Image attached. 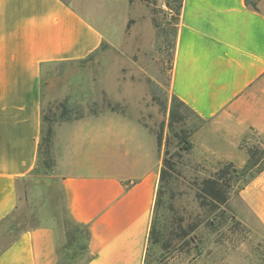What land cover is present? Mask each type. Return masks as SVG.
Returning a JSON list of instances; mask_svg holds the SVG:
<instances>
[{
	"label": "crops",
	"instance_id": "obj_1",
	"mask_svg": "<svg viewBox=\"0 0 264 264\" xmlns=\"http://www.w3.org/2000/svg\"><path fill=\"white\" fill-rule=\"evenodd\" d=\"M121 1L0 0V222L26 190L44 189L35 172L45 106L78 100L45 79L49 68L94 55L109 41L105 17L117 20ZM79 75L88 74L78 69L66 76ZM169 88L201 122L191 158L244 168L243 142L250 134L264 139V0L259 11L245 0H183ZM54 132L46 187L61 190L64 216L47 206L37 225L0 251V264H147L163 163L157 134L110 109L56 123ZM239 198L264 226V169ZM66 219L87 228L86 248L65 247Z\"/></svg>",
	"mask_w": 264,
	"mask_h": 264
},
{
	"label": "rangeland",
	"instance_id": "obj_2",
	"mask_svg": "<svg viewBox=\"0 0 264 264\" xmlns=\"http://www.w3.org/2000/svg\"><path fill=\"white\" fill-rule=\"evenodd\" d=\"M251 1L258 2L259 7L261 0ZM124 2L119 4V14L115 11V18L118 14L116 22L111 23V14L105 17L103 28L110 42L103 43L94 55L76 66L59 64L49 68L50 76L45 79L58 82L60 88L72 90L78 99L72 103L81 105L82 116L109 109V105H119L120 111L139 119L154 133L162 134L163 154L166 150L174 153L178 141L169 128V110H163L161 103L170 99L169 80L179 15L171 10L169 0ZM70 69H83L88 75L86 78L80 75L79 79L74 76L68 78L66 75L71 74ZM122 73L124 75L118 77ZM86 79L87 82L81 84ZM65 100L70 101L69 98L49 101L44 114H58V105ZM200 124L190 112L185 124L174 126V132L182 131V134L189 136L190 131ZM253 146L263 149L264 139L250 134L242 147L246 151ZM225 151L234 154L237 161L244 159L242 153L235 154L229 148ZM226 163H215L211 159L198 163L189 154H184V161L177 168L180 175L173 176L155 210L153 219L157 228L163 231V241L150 245L147 264H264V226L239 198L240 189L260 166L242 172L243 168L235 164L238 173L230 168V172L237 177L229 189V201L225 206L216 203L201 206L196 198L200 182L215 175ZM263 163L264 159L261 165ZM35 175L41 179L38 184L43 183L44 189L30 188L29 195L26 190L17 208L0 222V251L22 231L37 225L39 214L45 213L47 206L52 213L64 216L61 190L46 187L49 170L39 164ZM181 218L183 228L193 225L195 231L179 239L182 235L178 229ZM65 225L71 234L70 244L77 251L83 249L86 229L68 219ZM163 243L168 245V249L163 248Z\"/></svg>",
	"mask_w": 264,
	"mask_h": 264
},
{
	"label": "trees",
	"instance_id": "obj_3",
	"mask_svg": "<svg viewBox=\"0 0 264 264\" xmlns=\"http://www.w3.org/2000/svg\"><path fill=\"white\" fill-rule=\"evenodd\" d=\"M246 4L250 6L255 11H259L258 2H253L251 0H245ZM169 6L171 10L177 11L180 15L183 0H169ZM130 25V24H129ZM128 25V27H129ZM177 36V26L175 27V40ZM175 49V45H174ZM161 108L165 111L169 110V128L170 131L174 133L175 138L177 139V150L174 153H171L169 150H166L163 154V163L160 171V180L159 187L157 190L156 201H155V210L158 208L160 203V198L164 190L168 187L170 181L174 175H180L178 167L184 161V154H190L193 148V141L191 139L196 129L190 131L189 136L182 134V131L174 132V126L177 124H185L188 118V114L192 110L179 99L176 95L170 93V99H166L165 102L161 103ZM80 109H82L79 103H72L68 100L61 102L58 105V114L55 112H49L48 114H43V130L41 134V139L39 142V164L44 168L50 171L54 164L53 157V140H54V125L63 121H72L79 119L82 116ZM109 109L112 111L120 112V106L109 105ZM123 112V111H121ZM193 113V112H192ZM158 145L161 147L162 144V134H157ZM248 155V162L246 166L242 169V172H248L249 170L254 169L257 166H260L256 173L264 169V163L261 165V161L264 159V148L260 149L256 146L249 147L246 150ZM234 169L235 173H238L237 168L233 162H228L222 168H220L215 175L203 179L197 187L196 198L200 201L201 206H209L212 203H216L221 206H225L229 201V189L232 187L233 181L236 179V175L230 172V168ZM255 173V174H256ZM254 176V175H253ZM153 214V218H154ZM182 218L179 220L178 229L182 231V235L179 236V239L187 237L193 231L195 227L190 225L188 228H183L181 224ZM79 227V226H78ZM86 229L85 243L83 249L86 248V241L88 238V230ZM180 235V234H179ZM182 237V238H181ZM163 231L157 228V223L155 219H152L150 237H149V246L159 244L163 241ZM71 234L69 233L68 243L65 246L66 248L75 247L70 244ZM163 248L168 249V245L163 243ZM78 249V248H77ZM82 250V249H81ZM1 253V252H0Z\"/></svg>",
	"mask_w": 264,
	"mask_h": 264
}]
</instances>
